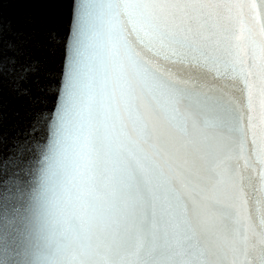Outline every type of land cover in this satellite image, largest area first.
I'll return each instance as SVG.
<instances>
[{"label": "water", "instance_id": "95a60500", "mask_svg": "<svg viewBox=\"0 0 264 264\" xmlns=\"http://www.w3.org/2000/svg\"><path fill=\"white\" fill-rule=\"evenodd\" d=\"M33 15L55 33L44 103L0 83V264H264V0H0L6 26ZM52 130L69 209L81 138L104 146L121 227L102 251L35 248Z\"/></svg>", "mask_w": 264, "mask_h": 264}, {"label": "clouds", "instance_id": "9594fccd", "mask_svg": "<svg viewBox=\"0 0 264 264\" xmlns=\"http://www.w3.org/2000/svg\"><path fill=\"white\" fill-rule=\"evenodd\" d=\"M84 151L82 175L74 209L66 207L61 162L68 144L63 132L52 130L44 147L35 187L30 195V217L35 248L40 251L60 243L71 252L93 247L102 251L121 227L114 215V184L102 142L81 138ZM72 212L71 228L66 223Z\"/></svg>", "mask_w": 264, "mask_h": 264}, {"label": "snow or ice", "instance_id": "6c2138e0", "mask_svg": "<svg viewBox=\"0 0 264 264\" xmlns=\"http://www.w3.org/2000/svg\"><path fill=\"white\" fill-rule=\"evenodd\" d=\"M54 33L49 21L43 17L26 16L10 27L0 18V83H4L7 72L12 90L18 97L32 103H44L46 80L42 69L50 55V37Z\"/></svg>", "mask_w": 264, "mask_h": 264}]
</instances>
